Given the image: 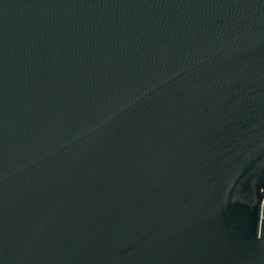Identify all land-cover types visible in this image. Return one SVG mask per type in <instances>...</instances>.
<instances>
[{
    "label": "water",
    "instance_id": "obj_1",
    "mask_svg": "<svg viewBox=\"0 0 264 264\" xmlns=\"http://www.w3.org/2000/svg\"><path fill=\"white\" fill-rule=\"evenodd\" d=\"M0 264H264V0H0Z\"/></svg>",
    "mask_w": 264,
    "mask_h": 264
}]
</instances>
